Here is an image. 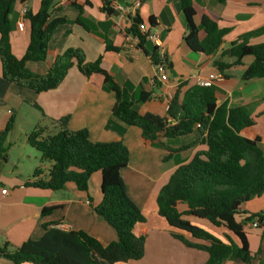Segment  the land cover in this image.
Listing matches in <instances>:
<instances>
[{
  "label": "crops",
  "instance_id": "1",
  "mask_svg": "<svg viewBox=\"0 0 264 264\" xmlns=\"http://www.w3.org/2000/svg\"><path fill=\"white\" fill-rule=\"evenodd\" d=\"M115 9L111 16L101 11V0H55L51 19L64 18L67 23L58 25L48 42L45 61L26 62L28 70L38 75L47 73L55 57L67 49H80L85 61L92 63L101 58L102 68L121 88L134 98L141 92L151 93V99L138 103L139 115L153 114L164 117L170 98L180 84L182 91L197 85L198 79L219 74L213 67L219 51L225 50L240 36L264 27V0H192L195 12L194 23L199 25L203 16L216 22L221 29H229L219 51L210 56L195 53L183 42L184 21L178 8V0H111ZM40 0H16L9 14L11 24L10 48L13 56L20 59L29 43V24L22 10L36 12ZM139 4L137 7L135 6ZM81 6V11L72 6ZM137 15L143 23L149 18L154 27L149 33L158 37L166 58L171 65L164 83L153 79L155 69L149 56L139 48L130 34L132 18ZM76 20L80 23L76 24ZM200 38L203 33L199 32ZM106 43L116 51H106ZM264 43V34L249 41L250 45ZM144 48L150 52L153 45L146 42ZM234 59L225 58V63ZM252 58L245 57L237 66L225 71V77L214 82L216 105L225 102L229 107H244L254 121L252 127L241 132L248 139H258L264 157V78L242 80V74L251 64ZM1 76V66H0ZM0 83V131L13 118L14 127L5 142L6 163L10 171L0 167V246L8 243L19 247L27 240H39L44 231L42 224L59 222L63 231H83L102 245L115 242V231L92 210L101 202V174L91 176L87 193L80 192L74 184L67 183L58 191L42 190L32 186L38 180L47 181L51 164L40 162V156L27 142L26 137L35 128H44L45 134L58 132V121L67 117L69 131L87 130L92 142H122L129 153L127 166L120 171L129 199L138 207L145 222L134 227L136 236L144 237V252L140 260L115 264H204L206 252L184 246L174 235L183 236L192 243H200L183 231L170 227L158 216L156 197L167 183L170 175L179 166L188 163L196 152L205 146L180 150L196 138V132L164 139L161 135L152 146L145 147L137 127L126 126L112 116L114 94L103 87V78L82 76L72 66L64 80L54 89L40 94L10 84L3 89ZM38 109H37V108ZM18 127L22 134L14 140ZM7 140V139H6ZM161 144L174 152L169 155ZM12 145L18 151L11 158ZM169 155V156H168ZM164 158H167L164 160ZM5 163V164H6ZM40 175L33 178L34 171ZM2 190H6L2 194ZM90 197V203L87 202ZM61 203L63 208L52 215L41 218L40 211L47 204ZM264 210V193L240 207L242 216ZM191 224L202 228L226 242L225 235L237 240L225 229L215 228L205 220L186 217ZM251 261L248 264H264V226L251 228L250 222L243 227ZM0 264H12L0 259ZM225 264H232L226 262ZM236 264H245L242 262Z\"/></svg>",
  "mask_w": 264,
  "mask_h": 264
},
{
  "label": "trees",
  "instance_id": "2",
  "mask_svg": "<svg viewBox=\"0 0 264 264\" xmlns=\"http://www.w3.org/2000/svg\"><path fill=\"white\" fill-rule=\"evenodd\" d=\"M16 0H0V83L3 90L13 84L34 91L37 94L56 89L75 66L85 78L100 75L105 90L114 94L112 116L126 126L137 127L145 147L152 146L161 135L164 139L183 137L196 132V138L180 150L205 146L196 152L186 164L179 166L170 175L167 183L156 197L157 214L167 224L188 234L200 243H192L183 236L174 235L184 246L206 252L204 264H225L239 262L248 264L252 257L243 227L248 222L264 226V210L242 216L240 207L264 193V157L258 146V139H248L241 132L253 126L254 121L244 107H229L225 102L216 105L214 86L206 88L193 85L182 91L185 84L176 88L167 106L164 117L153 114L139 115L135 105L151 99V93L141 92L137 98L121 88L102 68L101 58L92 63L85 61L80 49H67L57 55L46 74L38 75L26 68V62L46 60L48 42L53 30L67 23L64 18L51 19L55 0H40L36 12L25 11L23 17L29 24V43L20 59L13 56L10 48L11 24L9 14ZM223 3L225 0H217ZM111 0H101V11L114 14ZM81 11V6L73 4ZM182 13L185 34L183 42L189 50L205 56L216 54L229 29H221L217 23L203 16L198 26L194 23L192 0H178ZM80 21L76 20V24ZM143 22L135 15L132 18L130 34L138 38V46L155 67L162 64L166 71L171 65L166 55H160L153 46L150 52L144 48L146 35L154 27L148 19V32H140ZM203 33L200 38L199 32ZM264 34V27L240 36L225 50L219 51L213 67L225 77V71L237 66L245 57L252 62L242 74V80L264 78V43L250 45L249 41ZM106 51L116 49L106 43ZM225 58L234 59L225 63ZM154 84L157 78L153 79ZM37 108V107H36ZM38 109V108H37ZM261 115H264L262 111ZM68 118L58 121L55 134H45L44 128H35L26 137L27 144L38 152L40 162L51 164L47 181L38 180L32 184L42 190L58 191L72 183L80 192L87 193L91 176L101 174V202L92 210L116 233L117 240L102 245L83 231H63L59 222L42 224L44 231L39 240H27L19 247L8 243L0 246V259L12 264H115L140 260L144 252V237L133 233L136 225L145 219L138 207L126 194L120 171L129 160V153L122 142L98 143L89 139L88 131H69ZM14 120L10 118L0 131V167L6 163L8 135L12 132ZM161 146L169 152L174 151ZM168 155V156H169ZM167 158H164V160ZM39 171L32 177L37 178ZM88 204L90 197H87ZM63 208L61 203L45 205L40 217L46 218ZM186 217L205 220L215 228L227 230L236 240L225 235L226 242L202 228L191 224Z\"/></svg>",
  "mask_w": 264,
  "mask_h": 264
},
{
  "label": "built area",
  "instance_id": "3",
  "mask_svg": "<svg viewBox=\"0 0 264 264\" xmlns=\"http://www.w3.org/2000/svg\"><path fill=\"white\" fill-rule=\"evenodd\" d=\"M138 5L139 4L136 3L135 6L137 7ZM24 13H25V9L22 10L23 15ZM138 30L143 33L148 32L147 25L144 23L140 24L138 26ZM133 38L138 43V38L137 37H133ZM146 40L158 49V52L160 55L165 54L164 49L156 35L148 32L146 35ZM154 69H155V75H156L155 77L157 78V81L164 83L167 80V71L164 69V66L162 64H158L154 67ZM221 77L222 76L220 74H211V75H208L205 79H198L197 85L201 87L209 88V87H212L214 85V82L220 79ZM1 192L2 194H5L6 190H2ZM259 226H260V223L258 222H255V221L250 222L251 228H258Z\"/></svg>",
  "mask_w": 264,
  "mask_h": 264
},
{
  "label": "rangeland",
  "instance_id": "4",
  "mask_svg": "<svg viewBox=\"0 0 264 264\" xmlns=\"http://www.w3.org/2000/svg\"><path fill=\"white\" fill-rule=\"evenodd\" d=\"M21 134H22V131H21V128L20 127H18V130H17V132H15L14 133V140H20L21 139ZM6 142H9V139L7 138V140H6ZM6 145V144H5ZM9 148H11V150H10V155H11V158H15L16 156H17V153H18V151L19 150H17L16 148H13L12 147V145L9 147V145H8V149ZM7 152H8V150H7ZM3 170L4 171H7V172H9L10 171V167H9V163H6V164H4V166H3Z\"/></svg>",
  "mask_w": 264,
  "mask_h": 264
}]
</instances>
